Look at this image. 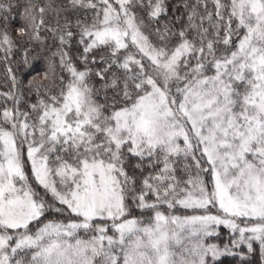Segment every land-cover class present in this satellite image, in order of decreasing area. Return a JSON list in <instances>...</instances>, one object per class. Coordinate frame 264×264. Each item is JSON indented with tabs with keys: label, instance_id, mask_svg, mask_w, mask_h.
<instances>
[{
	"label": "snow or ice",
	"instance_id": "6c2138e0",
	"mask_svg": "<svg viewBox=\"0 0 264 264\" xmlns=\"http://www.w3.org/2000/svg\"><path fill=\"white\" fill-rule=\"evenodd\" d=\"M21 48L51 55L34 102L11 67L0 93V264H215L257 245L264 264V0H0V59Z\"/></svg>",
	"mask_w": 264,
	"mask_h": 264
},
{
	"label": "trees",
	"instance_id": "16d2710c",
	"mask_svg": "<svg viewBox=\"0 0 264 264\" xmlns=\"http://www.w3.org/2000/svg\"><path fill=\"white\" fill-rule=\"evenodd\" d=\"M18 24H19V17L17 16L15 22L12 25L13 35H15L14 29L16 28ZM153 39H155V37H153ZM50 55H51L50 52L46 53L42 55V57L39 59L30 60V63L28 65H25L24 64L25 53L23 49L21 48L19 51L16 52L15 56L9 59L7 63H5L2 59H0V93H6L11 88L12 81L7 71V69L11 67L13 70V73L15 74L19 82L18 89H17L18 94L22 91L26 99L34 102L36 99L35 92L33 91L31 95L27 92L28 81L31 77L35 76L38 72H42L44 70V68L46 67V63H47L45 56H50ZM0 56H2V54H0ZM93 79L96 80V83L98 85L99 84L98 79L97 78H93ZM28 171L30 174V166H29ZM206 179H210V177H207ZM209 187L211 186L209 185ZM202 211L203 210L193 211L191 209H179V211L174 210L173 214L193 215V214H201ZM215 212H216V209L213 208L212 213L215 214ZM133 214L136 217L143 219L145 222H147L151 216V213H144L142 215L141 212L136 209H134ZM51 215L52 214H49L50 218H51ZM57 218L62 219V217H57ZM217 232L219 233L218 238L217 237L209 238V242L217 243L218 245L223 247L224 243L230 239L229 230L225 229L221 225L217 229ZM241 250H243V252L245 253L247 252V248L245 246H241V249H234L233 251H241ZM215 264H261L258 245L256 246V251L248 255L244 259H241L239 255H224V256H221L219 260L215 262Z\"/></svg>",
	"mask_w": 264,
	"mask_h": 264
}]
</instances>
